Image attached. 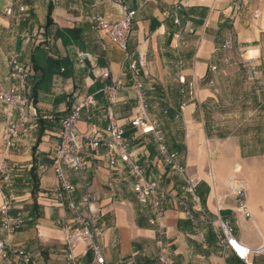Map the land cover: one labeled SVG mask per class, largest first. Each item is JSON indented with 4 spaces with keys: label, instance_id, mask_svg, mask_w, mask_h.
<instances>
[{
    "label": "crops",
    "instance_id": "obj_1",
    "mask_svg": "<svg viewBox=\"0 0 264 264\" xmlns=\"http://www.w3.org/2000/svg\"><path fill=\"white\" fill-rule=\"evenodd\" d=\"M178 1L55 0L51 4L48 0H23L27 15L18 24L16 0H0V78L7 73L6 60L19 52L20 61L29 69V97L38 114L37 120L31 118L25 124L16 148L5 153V110L0 103V163L6 158L12 168L4 191L11 198V213L20 212L24 218V225L11 240L31 256L33 264H69L64 242L69 230L65 227L69 225L72 230L77 216L86 214L81 205L83 188L72 171L65 172L78 211L57 202L50 166L58 145V120L89 95L95 104L80 112L76 124L79 134L93 137L103 132L105 111L109 109L145 177L180 195L182 181L158 155L152 135L131 126L132 120L144 117L163 132L176 162L185 164L197 180L198 203L186 196L194 216L198 218L197 210L201 209L210 219L227 222L240 244L254 251L260 249L248 254V263L264 264V175L243 162L245 153L235 145V137L219 136V118L209 113L219 109L225 91L219 84L221 73L234 70H221L224 58L234 66H254V81L262 75L264 0H189L186 7L175 10ZM8 7L13 9L11 16L4 13ZM122 7L136 12L127 57L111 43L100 41L87 21L90 16H101L106 22H115ZM33 28L43 31L44 45L32 47L23 42L22 34ZM229 35L236 49L244 51L238 63L232 52L220 50ZM137 53L146 57L140 94L128 68ZM213 65L215 72L210 71ZM102 69L109 72L106 83L117 86L112 103L100 91ZM246 73L248 76V69ZM2 84L8 87L6 81ZM80 145L89 161L86 175L92 214L108 262L159 264L157 257L163 250L176 264H245L220 244L219 231L200 219L189 222L170 200L164 202L166 212L160 226H151V211L137 201L124 165L117 160L116 166H109L112 153L103 147L90 151L82 140ZM40 165L49 168L42 175ZM240 172L252 220L234 210L235 198L228 192V180L233 176L240 179ZM71 253L83 264L92 261L83 242L73 243ZM0 264H4L1 259Z\"/></svg>",
    "mask_w": 264,
    "mask_h": 264
},
{
    "label": "built area",
    "instance_id": "obj_2",
    "mask_svg": "<svg viewBox=\"0 0 264 264\" xmlns=\"http://www.w3.org/2000/svg\"><path fill=\"white\" fill-rule=\"evenodd\" d=\"M48 1L51 4L55 2V0ZM188 1L179 0L175 4V10L186 7ZM16 4V21L20 24L27 15V7L23 4V0H16ZM4 13L7 16H11L13 9L8 7ZM135 15V11H129L122 7L121 15L115 22H106L101 16H90L87 18V21L100 41L111 43L123 51L127 57V44ZM174 23H178V20L174 19ZM43 35L42 30L33 28L30 32L27 31L22 34V40L29 46H40L46 43ZM233 49H236V44L233 37L229 35L220 46V50L228 52ZM222 62L226 66L231 65L228 58H224ZM145 66L146 57L143 53H137L136 60H132L128 66L134 80V88L138 94L143 89L142 78ZM247 67V79L254 81L256 74L255 67L250 64H247ZM6 68L7 73L5 77L3 79L0 78V103L4 106L6 122L2 136V149L5 153H8L16 148L17 141L24 130L25 124L31 118L37 120L38 114L29 97V69L20 61L19 52L12 53L6 60ZM216 70V66L210 67L211 72H215ZM100 77L103 79L100 91L105 96L107 102L112 103L117 86L115 83H106V79L109 77L107 70L102 69ZM3 81L8 83L6 89L3 87ZM180 81L184 84L183 79H180ZM94 104L95 100L92 95L85 96L72 107L66 116L58 120V145L53 153L52 164L50 166L56 180L52 193L59 204L66 205L72 212L76 213L78 211V205L71 198L73 186L65 172L66 170L72 171L76 175L83 188L81 205L86 208V214H79L77 216L76 225L72 230L69 225L65 227L69 230L64 238L67 250L66 258L69 264H83L71 253L73 243L78 241L85 243L88 251L91 253L92 261L90 264H111L105 259L101 244L100 228L96 218L92 214L91 203L93 199L86 175L89 161L80 145L81 140L84 141L90 151L103 147L111 152L112 156L108 158L109 166H116L117 160L124 165L132 178V192L137 201L147 206L151 211V218L149 219L151 226H160L166 212L164 202L170 200L181 209L186 220L195 223L200 219L205 224L219 231L220 244L229 247L235 256L245 264H252L247 261L248 254L259 253L261 252L260 249L254 251L240 244L235 239L231 227L220 218L212 220L201 209L197 210L200 216L198 218L194 216L187 205L186 196L194 203H198L195 192L198 182L188 173L185 164L176 162V154L167 149L164 134L160 129L148 124V121L144 117L138 116L131 121V126L139 127L142 133L152 135L158 155L163 158V161L169 166L170 170L180 177L182 181V194L180 195L172 194L162 188L156 180L145 177L142 168L128 149L121 126L109 109L105 111L107 125L103 132L95 134L93 137L78 133L76 124L80 112L91 108ZM43 119L47 118L43 117ZM48 169L47 166L40 165L38 172L42 175ZM11 170L12 168L6 163V158H3L0 163V259L4 264H33L31 256L23 249L15 246L11 240V236L24 225V218L20 212L11 213V198L4 191L5 186L11 181ZM227 188L230 195L235 198L234 210L247 220H252L247 203L246 189L242 180L236 176L231 177L227 182ZM157 261L159 264H176L173 257L166 254L163 250L160 251Z\"/></svg>",
    "mask_w": 264,
    "mask_h": 264
},
{
    "label": "rangeland",
    "instance_id": "obj_3",
    "mask_svg": "<svg viewBox=\"0 0 264 264\" xmlns=\"http://www.w3.org/2000/svg\"><path fill=\"white\" fill-rule=\"evenodd\" d=\"M229 52L233 53L237 63L243 58L244 51L233 49ZM228 67L234 70L220 75L219 84L225 90L221 94L220 107L209 113L219 118V136L223 139L235 137V145L245 153L243 162L264 175V67L256 81L247 79L246 65H221V70ZM239 176L243 182L242 172Z\"/></svg>",
    "mask_w": 264,
    "mask_h": 264
}]
</instances>
